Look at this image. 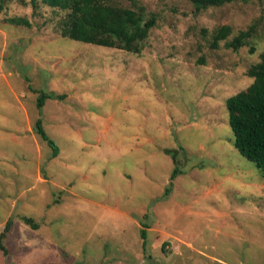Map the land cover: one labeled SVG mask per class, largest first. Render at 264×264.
I'll list each match as a JSON object with an SVG mask.
<instances>
[{
  "label": "rangeland",
  "instance_id": "rangeland-1",
  "mask_svg": "<svg viewBox=\"0 0 264 264\" xmlns=\"http://www.w3.org/2000/svg\"><path fill=\"white\" fill-rule=\"evenodd\" d=\"M138 1L157 16L140 54L61 37L65 13L41 0H0V264H264V172L234 147L225 106L264 55V0Z\"/></svg>",
  "mask_w": 264,
  "mask_h": 264
},
{
  "label": "trees",
  "instance_id": "trees-1",
  "mask_svg": "<svg viewBox=\"0 0 264 264\" xmlns=\"http://www.w3.org/2000/svg\"><path fill=\"white\" fill-rule=\"evenodd\" d=\"M38 0H30L34 8ZM130 6H123L114 0H41L50 8L64 12L58 22V31L63 38L93 44L106 48L124 50L140 54L143 42L156 26L157 16L147 10L138 0H129ZM195 13L209 7H219L239 0H189ZM245 2L247 0H240ZM12 23H24L12 19ZM26 24V21H25ZM232 33L231 27L219 26L210 34V47L217 48L220 41L226 40ZM254 34V27L240 31L229 43L228 48L237 49L247 44ZM251 84L244 90L228 97L225 106L228 112L229 126L234 138V147L239 154L254 163L256 168L264 172V55L259 62L247 70ZM53 96L50 93H39L36 107L43 108L45 101ZM55 98V97H54ZM63 99L64 96H57ZM35 132L53 149V157L59 153L54 141L46 134L41 119L34 124ZM170 154V151H166ZM174 169L170 175V184L164 190L163 197L171 191L173 180L180 173V163L172 153ZM21 221L36 230L38 224L31 217H21ZM12 220L8 219L0 233V252L8 254L4 241L10 232ZM146 225H142L140 238L142 249L147 251Z\"/></svg>",
  "mask_w": 264,
  "mask_h": 264
}]
</instances>
